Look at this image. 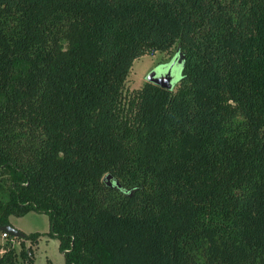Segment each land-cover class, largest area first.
Instances as JSON below:
<instances>
[{
    "label": "trees",
    "instance_id": "obj_1",
    "mask_svg": "<svg viewBox=\"0 0 264 264\" xmlns=\"http://www.w3.org/2000/svg\"><path fill=\"white\" fill-rule=\"evenodd\" d=\"M29 210L64 264H264V0H0V225Z\"/></svg>",
    "mask_w": 264,
    "mask_h": 264
},
{
    "label": "rangeland",
    "instance_id": "obj_2",
    "mask_svg": "<svg viewBox=\"0 0 264 264\" xmlns=\"http://www.w3.org/2000/svg\"><path fill=\"white\" fill-rule=\"evenodd\" d=\"M175 48L172 45L167 50H156L152 53H144L134 58L126 75L123 94L139 87L146 81L145 75L148 71L159 72L161 67L170 61L174 55ZM173 80L171 88L175 86L180 74V65L174 63L171 67ZM9 223L21 230L24 234L39 232L36 240L32 243V258L35 264H64L63 256L57 247V238L46 233L48 229L47 215L44 212L29 210L22 215H9ZM3 239L0 237V243ZM24 245L28 244V239L24 238ZM15 250L20 248V243L13 241Z\"/></svg>",
    "mask_w": 264,
    "mask_h": 264
},
{
    "label": "water",
    "instance_id": "obj_3",
    "mask_svg": "<svg viewBox=\"0 0 264 264\" xmlns=\"http://www.w3.org/2000/svg\"><path fill=\"white\" fill-rule=\"evenodd\" d=\"M180 58L181 57L179 52L176 51L172 56V58L170 59V61L167 62V64H164L159 72H155L154 70L148 71L147 74L145 75L146 80L153 82L164 88H171V83L173 80V76L171 74V67L174 63L180 65ZM109 178H110V174L106 173L104 175V179L106 180L107 184H110ZM115 183L117 184L116 181ZM0 229L5 230L6 232H8L10 235L13 236H17L21 238L24 236V233L21 230L17 229L10 223H5L0 225Z\"/></svg>",
    "mask_w": 264,
    "mask_h": 264
},
{
    "label": "built area",
    "instance_id": "obj_4",
    "mask_svg": "<svg viewBox=\"0 0 264 264\" xmlns=\"http://www.w3.org/2000/svg\"><path fill=\"white\" fill-rule=\"evenodd\" d=\"M0 237L3 239V241L0 243V255L4 252V250L8 248L14 249L13 241L16 240L19 242L20 241L19 238H21V237L10 235L5 230H1V229H0ZM15 251H18V250H15ZM27 254H29L28 250H27Z\"/></svg>",
    "mask_w": 264,
    "mask_h": 264
}]
</instances>
